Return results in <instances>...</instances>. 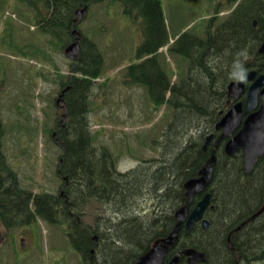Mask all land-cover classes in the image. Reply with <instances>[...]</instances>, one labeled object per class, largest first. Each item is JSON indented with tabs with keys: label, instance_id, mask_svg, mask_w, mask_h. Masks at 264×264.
<instances>
[{
	"label": "trees",
	"instance_id": "16d2710c",
	"mask_svg": "<svg viewBox=\"0 0 264 264\" xmlns=\"http://www.w3.org/2000/svg\"><path fill=\"white\" fill-rule=\"evenodd\" d=\"M108 1L122 4L123 13L136 22L143 37L137 61L125 68L122 82L145 87L155 108L170 110L169 122L157 141L158 156L121 172L109 148L95 143L89 103L94 80L103 74L104 57L97 45L82 35L78 59L69 64V73L60 82L61 87L69 86L64 94L66 121L58 127L57 120L53 128L61 145L56 175L64 197L34 193L20 184L4 156L5 129L0 113V224L17 228L39 218L62 227L69 245L83 256L85 264H134L139 254L175 224L174 212L185 201L183 183L196 177L209 157L210 151L202 146L207 130L213 132L219 113L226 111L228 84L241 79L250 68L264 73L256 54L263 26L252 27L261 3L240 0L222 23L215 26L211 18L201 32L197 27L202 24L173 39L167 51L181 60L178 69L185 67L172 84L158 60L159 50L170 39L161 0H17V5L30 11L39 34L55 40L63 50L72 41L75 11ZM219 1L231 7L238 0ZM209 191L213 208L205 214L208 229L196 225L190 234L181 230L176 247L164 261L178 249L193 247L206 254L202 264H264V215L236 231L231 236L232 247L227 243L230 232L263 204L264 154L246 174L240 152L228 157L218 148ZM92 202L106 209L103 216H95L94 227L83 221ZM179 264L187 263L181 259Z\"/></svg>",
	"mask_w": 264,
	"mask_h": 264
},
{
	"label": "rangeland",
	"instance_id": "374dc122",
	"mask_svg": "<svg viewBox=\"0 0 264 264\" xmlns=\"http://www.w3.org/2000/svg\"><path fill=\"white\" fill-rule=\"evenodd\" d=\"M220 2L161 0L170 41L192 26L202 24L197 27L201 32L211 18L215 26L222 23L233 9ZM88 11L78 27L104 57L103 74L90 97V131L97 145L112 152L118 170L125 171L158 156L155 142L161 140L170 110L166 106L154 109L144 87L122 82L124 68L135 61L143 41L136 22L123 13L122 4L95 3ZM60 47L38 33L30 11L21 9L17 0H0V113L6 163L17 172L24 188L55 197L62 189L56 175L61 149L52 137L61 112L54 101L70 64ZM158 57L170 81L179 80L185 67L177 68L181 60L166 48ZM105 211L102 205L90 203L84 223L94 227L95 216H103ZM0 239V264H82L62 227L40 219L10 230L0 225Z\"/></svg>",
	"mask_w": 264,
	"mask_h": 264
},
{
	"label": "water",
	"instance_id": "95a60500",
	"mask_svg": "<svg viewBox=\"0 0 264 264\" xmlns=\"http://www.w3.org/2000/svg\"><path fill=\"white\" fill-rule=\"evenodd\" d=\"M86 11V7L75 11V18L72 23L74 28L84 19ZM71 34L74 41L64 49V55L69 60L76 61L80 49L81 35L76 29H73ZM258 53L264 54V39L258 48ZM255 76V71H250L247 74V81L251 84L247 88L244 103L238 101L245 92L244 82L240 80L229 83L227 86V103L229 104L231 99L237 102L230 106L215 126L216 130H221L215 148H217L220 141L228 138L223 146L224 153L227 156H232L241 150L243 152L244 171L248 174L252 172L258 159L264 154V75L260 74L256 78ZM64 92L65 90L55 101V104L62 110V122L66 119V105L62 99ZM243 113L246 114L245 118H243ZM235 131L237 132L233 134ZM53 136H55V133ZM211 138L212 135L208 136L203 149L206 148ZM214 153V150L210 153V156L199 170L198 177L189 179L183 184L186 200L184 205L174 213L176 223L170 233L165 237L156 239L150 249L141 255L134 264H163V258L170 248L176 244L182 226L186 233H190L198 222L201 223L203 228L208 227V221L203 219V216L210 206L211 194L209 192L204 193L191 210L190 205L194 195L204 192L211 182L212 167L216 161ZM263 210L264 203L260 210L248 220L254 219ZM244 223L238 226L236 231ZM180 258H186L188 264H197L205 262L206 255L194 248H183L174 254L168 264H178Z\"/></svg>",
	"mask_w": 264,
	"mask_h": 264
},
{
	"label": "flooded vegetation",
	"instance_id": "af4514ba",
	"mask_svg": "<svg viewBox=\"0 0 264 264\" xmlns=\"http://www.w3.org/2000/svg\"><path fill=\"white\" fill-rule=\"evenodd\" d=\"M261 4V6H259L256 10H257V12H258V15H259V18L258 19H254L253 21H252V27L254 28V29H256L257 27H258V25L260 24L261 26H263L262 28H263V32H262V38H261V42H260V45H261V43H262V41H263V39H264V1L263 0H261V2H260ZM254 23H255V25H254ZM260 45L258 46V48L260 47ZM257 48V49H258ZM256 54L258 55V56H260L259 58H260V61H261V67H262V69L264 70V54H260V53H258V50H256ZM250 71H255L256 72V76H255V78L257 77V76H259L260 74H263L264 75V73H259L255 68H250L249 70H247L246 71V73L243 75V77L241 78V79H239V80H242L243 82H244V84H245V92H244V94H243V96L238 100L239 102H242V103H244V100H245V93H246V90H247V88H248V86H249V84H251V82H249V81H247V74L250 72ZM235 82H237V81H235ZM62 91V89H60L59 90V93ZM58 93V94H59ZM227 96H226V102H225V110L227 111L229 108H230V106L231 105H233L234 103H236L237 101H234L233 99H231L230 100V103L228 104L227 103ZM219 114H221V113H219ZM246 117V114L245 113H243V118H245ZM237 131H235L233 134H235ZM209 135H212V138H211V141H210V143H212V142H215L216 140H217V138L220 136V134H219V132H218V130H214L213 132H209ZM214 144V143H213ZM212 144V145H213ZM221 144H222V142L220 143V145H219V147H221ZM211 145V144H210ZM212 148V147H211ZM210 146L208 147V149L207 150H209L210 151ZM1 226H2V224H0ZM3 227V226H2ZM4 229H7V228H5V227H3ZM7 230H9V229H7ZM21 240H24V239H21ZM2 242V240L0 239V244H2L1 243ZM90 253H92V251L90 250L89 251ZM77 254V253H76Z\"/></svg>",
	"mask_w": 264,
	"mask_h": 264
},
{
	"label": "bare ground",
	"instance_id": "6f19581e",
	"mask_svg": "<svg viewBox=\"0 0 264 264\" xmlns=\"http://www.w3.org/2000/svg\"><path fill=\"white\" fill-rule=\"evenodd\" d=\"M206 125V124H205ZM216 126V125H215ZM203 128V127H202ZM214 130H215V127H214ZM213 130V131H214ZM207 131H210V130H207ZM212 131V130H211ZM208 136H210L209 135V133L207 134V136H206V139H205V142H204V144L206 143V140H207V138H208ZM219 138V137H218ZM217 138V139H218ZM211 141V140H210ZM210 141H209V143H208V145L206 146V148L205 149H203V146H204V144H203V146H202V149L205 151V150H207L208 149V147L210 146V153L214 150L215 152L217 151V149L218 148H220L219 147V145H220V143L222 142V141H220V143L218 144V146H217V148H215V145H216V142H217V140L215 141V142H212V143H210ZM214 143V144H213ZM211 144V145H210ZM213 144V145H212ZM221 146H222V144H221ZM209 156H210V154H209ZM204 165V164H203ZM152 184V183H151ZM149 188V187H148ZM149 190V189H148ZM141 194H143V193H141ZM137 202V201H136ZM136 204V203H135ZM135 207V206H134ZM131 209V208H130ZM260 210V209H259ZM258 210V211H259ZM129 211H131V210H129ZM134 211V210H133ZM257 211V212H258ZM123 212H125L124 210H123ZM257 212H255V213H253L251 216H249L248 218H246L242 223H244L243 224V226L239 229V230H237V231H240L242 228H244L245 226H247V225H249L250 223H253L254 221L256 222V220H259V218L261 217V216H263L264 215V210H263V212L262 213H260L258 216H256L254 219H251V220H248L250 217H252L253 215H255ZM134 213V212H133ZM121 214V213H120ZM127 215H130V214H127ZM137 215V214H136ZM164 213L162 214V216L164 217ZM126 216V215H125ZM124 216V217H125ZM135 216V215H134ZM122 217V216H121ZM134 218V217H133ZM137 218V217H136ZM158 218V217H157ZM124 219V218H123ZM122 219V220H123ZM163 219V218H162ZM125 220V219H124ZM148 220V219H147ZM160 220V219H159ZM248 220V221H247ZM139 221V220H138ZM161 221V220H160ZM165 220H163V222H164ZM150 222V221H149ZM159 222V221H158ZM78 224V223H77ZM80 224V223H79ZM78 224V225H79ZM84 224V223H83ZM160 224V223H159ZM256 223H254V225H255ZM96 225V224H95ZM94 225V226H95ZM97 225H98V223H97ZM257 225V224H256ZM82 226V225H81ZM92 227V226H91ZM158 227H159V225H158ZM162 226H161V224H160V228H161ZM252 227H253V225H252ZM256 227V226H255ZM90 228V227H89ZM88 228V229H89ZM238 228V227H237ZM236 228V229H237ZM248 228H249V226H248ZM257 228V227H256ZM259 228V227H258ZM154 229H156V228H154ZM236 229H234V230H232L231 232H230V234L228 235V237H227V243H228V246L229 247H232V243H231V236L234 234V233H236ZM248 230V229H247ZM247 230H246V232H247ZM255 230V229H254ZM259 230V229H258ZM96 231V230H95ZM242 231V230H241ZM253 231V230H252ZM252 231H250V232H252ZM257 231V230H256ZM98 232V231H97ZM244 232V231H243ZM242 232V233H243ZM245 232V233H246ZM254 232V231H253ZM248 234H249V232H247ZM80 235V234H79ZM263 236V235H262ZM82 237V236H81ZM247 237H248V235H247ZM244 238H245V236H244ZM259 238H262L261 237V235H260V237ZM263 239H264V237H263ZM245 241H246V239H245ZM261 242V241H260ZM97 243V242H96ZM243 245V244H242ZM247 245V244H246ZM97 246V245H96ZM245 246V245H244ZM248 246V245H247ZM98 247V246H97ZM248 248V247H247ZM138 249V248H137ZM236 253H238V251H236ZM139 255H141V254H139ZM242 262V261H241ZM98 263V262H97ZM238 264V263H237ZM241 264H243V263H241Z\"/></svg>",
	"mask_w": 264,
	"mask_h": 264
}]
</instances>
